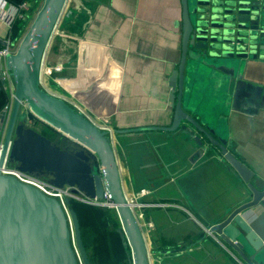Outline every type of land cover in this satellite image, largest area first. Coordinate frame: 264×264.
<instances>
[{
  "label": "crops",
  "instance_id": "0c3cea01",
  "mask_svg": "<svg viewBox=\"0 0 264 264\" xmlns=\"http://www.w3.org/2000/svg\"><path fill=\"white\" fill-rule=\"evenodd\" d=\"M5 1L17 7L20 0ZM42 2L30 1L28 25L15 40L10 39L12 26L8 30L0 22V39L10 42V52ZM181 14V0H68L44 58L42 87L99 127L104 118L112 121L111 130L169 126L168 80L181 56ZM204 77L203 72L187 73L185 91L191 81L192 92H203ZM235 81L231 89L221 88V98L205 112L214 117L224 106L216 115L224 134L209 125L230 142V151L254 172L252 182L260 186L264 79L246 69L237 72ZM0 91L5 92L3 85ZM113 141L125 196L147 192L139 201L144 240L155 252L150 264H242L221 245L203 240L206 228L250 198L246 184L222 157L198 154L181 131L115 133Z\"/></svg>",
  "mask_w": 264,
  "mask_h": 264
},
{
  "label": "water",
  "instance_id": "95a60500",
  "mask_svg": "<svg viewBox=\"0 0 264 264\" xmlns=\"http://www.w3.org/2000/svg\"><path fill=\"white\" fill-rule=\"evenodd\" d=\"M67 1L43 0L16 49L0 59V72H7L13 94L0 169L7 159L16 170L54 187H71L99 201L106 194L119 221L117 233L129 248L130 264H150L155 252L147 249L126 200L113 134L181 131L196 144L198 154L222 157L250 192L248 201L206 228L203 240L221 245L242 264H264V179L256 186L254 172L234 156L230 142L183 106L187 73L195 77L212 70L229 89L237 72L246 69L257 70L264 79V0H181V56L168 80L171 122L129 130H111L109 118L99 127L42 87L44 58ZM9 46L0 39V51ZM22 104L57 133L55 140L26 124ZM69 204L71 227L56 199L0 171V264H90L77 215ZM256 209L263 212L254 214Z\"/></svg>",
  "mask_w": 264,
  "mask_h": 264
},
{
  "label": "rangeland",
  "instance_id": "374dc122",
  "mask_svg": "<svg viewBox=\"0 0 264 264\" xmlns=\"http://www.w3.org/2000/svg\"><path fill=\"white\" fill-rule=\"evenodd\" d=\"M28 25V22H27ZM11 30V29H10ZM14 49V48H13ZM58 68V67H56ZM205 74L206 89L199 91H193L194 85L190 81L187 84L186 91L184 94V108L192 110V112H200L203 121L207 124H213L220 133L224 134L223 121H219L217 114L221 113L224 106H220L219 110H215L214 117L205 112V108H211L216 104V99L220 97L221 88L224 89V84L222 81L214 75L212 70H206L203 72ZM224 94V93H223ZM193 97V102L191 98ZM203 97L205 100L203 101ZM206 103V106H205ZM195 105V106H194ZM205 106V107H204ZM201 107V108H199ZM198 116V115H197ZM8 119L4 124V130L6 129ZM41 126V125H40ZM38 126L39 130L41 127ZM44 126V125H43ZM5 134V132H4ZM4 138V135L2 139ZM80 206L79 216L80 221L83 226H88L93 234L91 244L87 248V256L91 264H126V259L123 257V248L121 242L118 238L116 232H114V225H119L118 218L116 216L115 210L106 206H93L85 203ZM99 208L98 210L108 211V215L104 216L103 214H98V212H93L92 208ZM97 210V209H96ZM119 227V226H118Z\"/></svg>",
  "mask_w": 264,
  "mask_h": 264
},
{
  "label": "built area",
  "instance_id": "2783aa9c",
  "mask_svg": "<svg viewBox=\"0 0 264 264\" xmlns=\"http://www.w3.org/2000/svg\"><path fill=\"white\" fill-rule=\"evenodd\" d=\"M30 9H31L30 2L27 0L23 1L17 7L14 6L12 7L5 0H0V22L4 24L6 27L10 28L16 19L27 20V17L30 13ZM8 53H10L9 47L1 49L0 59L6 56ZM53 69L55 71L59 70V68H53ZM0 80L3 84V89L5 90L8 97V102L3 107L0 113V149H1L3 142L2 137L5 132L4 124L6 123V119H8L11 111L13 94H12V89L8 74L4 69L0 72ZM21 114L25 116L26 124L31 127H34L35 129L38 128V126L40 125L41 126L44 125L42 122L38 121L36 118L31 116L29 109L24 104H22L21 106ZM0 171L1 174L5 176H11L15 178L17 181L37 189L45 196L56 199L58 203L61 205L63 211L65 212L70 227H71V222L68 214V205H67L68 201H75L93 206L102 205L114 209L113 203L109 200V197L106 194L104 200L99 201L96 199L86 198L82 194L74 192V190L71 187H67V186L61 188L54 187L50 185L45 179L37 178L30 174L16 170L12 165H10L7 162V159L5 160ZM146 194L147 192L145 190H142L134 196H130V197L126 196V200L140 226H141L140 221L142 220L143 217L140 210L143 204L140 203L139 199L145 196ZM146 225L148 227L152 226L151 223H147Z\"/></svg>",
  "mask_w": 264,
  "mask_h": 264
},
{
  "label": "trees",
  "instance_id": "16d2710c",
  "mask_svg": "<svg viewBox=\"0 0 264 264\" xmlns=\"http://www.w3.org/2000/svg\"><path fill=\"white\" fill-rule=\"evenodd\" d=\"M23 1L25 0H20L17 4H21ZM27 1H31V0H27ZM29 16V15H28ZM27 20H21V19H16L13 24H12V28L10 30V39L11 40H15L18 37H20L22 31L24 30V27L26 25ZM2 82L0 80V87L2 86ZM8 102V97L7 94L5 92L0 91V113L3 109V107L7 104ZM41 134H43L44 136H46L47 138H49L50 140H55L57 133L55 131H53L51 128L47 127V126H42L41 129L38 131ZM69 206L70 208H72L78 218L79 221V227H80V232H81V238L83 241V245L84 248L87 252V248L88 246L91 244L92 241V237L93 234L90 233V231H92L88 226H83L81 224L80 221V216H79V210H80V206L83 204H80L79 202H75V201H69ZM97 209V210H96ZM99 208L94 207V209L92 208L93 212H98V214H103L104 216L108 215V211H102V210H98ZM119 226V225H118ZM118 226H116V224L114 225V232H116V234L118 235V238L121 242V246L123 248V257L127 260V256H129L130 251L129 248L123 243L124 241L121 240V238L119 237V234L117 233V229L119 228ZM89 259V258H88ZM90 262V260H89ZM91 264V263H90Z\"/></svg>",
  "mask_w": 264,
  "mask_h": 264
},
{
  "label": "flooded vegetation",
  "instance_id": "af4514ba",
  "mask_svg": "<svg viewBox=\"0 0 264 264\" xmlns=\"http://www.w3.org/2000/svg\"><path fill=\"white\" fill-rule=\"evenodd\" d=\"M36 130L39 131V128H36ZM56 138H57V137H56ZM56 138H55V139H56ZM65 144H66V143H64L63 145H65Z\"/></svg>",
  "mask_w": 264,
  "mask_h": 264
}]
</instances>
